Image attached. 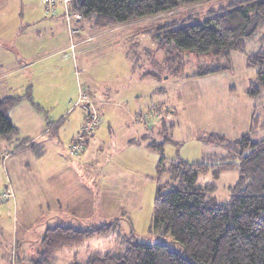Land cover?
<instances>
[{"label": "rangeland", "instance_id": "374dc122", "mask_svg": "<svg viewBox=\"0 0 264 264\" xmlns=\"http://www.w3.org/2000/svg\"><path fill=\"white\" fill-rule=\"evenodd\" d=\"M189 9L105 30L84 31L82 22L74 49L62 9L52 15L41 0H0V99L23 96L30 88L42 108L23 100L11 111L20 125L18 138L0 137V193L8 187L15 192V199L0 203V264L35 259L49 227L84 228L116 218V232L94 236L77 250L65 249L57 264L83 261L93 252H121L130 241H165L184 253L180 243L154 227L156 188L171 182L169 170L158 176L161 154L167 166L177 157L191 163L220 158L226 146L207 138L237 141L249 132L253 102L246 91L256 72L248 67L247 54L257 49L249 43L245 54L232 51V69L205 75L192 76L224 62L185 51L169 63L166 50L142 30ZM72 53L73 58L65 57ZM21 57L29 64L25 68ZM180 67L181 76H173ZM82 94H89L101 123L84 152L72 157L69 148L86 124L85 107L78 104ZM259 113L264 115V108ZM27 115L31 124L25 123ZM28 132L36 133L28 137ZM263 138L261 130L258 139ZM153 144H162L163 152L151 149ZM53 166L58 173H49ZM79 168V183L67 181ZM239 180L237 169L218 174L212 169L196 186L209 188L221 203Z\"/></svg>", "mask_w": 264, "mask_h": 264}, {"label": "trees", "instance_id": "16d2710c", "mask_svg": "<svg viewBox=\"0 0 264 264\" xmlns=\"http://www.w3.org/2000/svg\"><path fill=\"white\" fill-rule=\"evenodd\" d=\"M211 1H72L73 10L83 17V30L87 27L113 29L190 8L185 14L142 31L166 50L169 63L176 62L185 51L196 52L198 58L224 62L221 66L203 68L192 76L232 69V51L245 54L249 43L257 44V49L247 54V65L256 72L255 80L246 91L253 102L249 132L237 141H228L221 135L207 138L208 142L226 146V155L220 158L208 156L204 161L191 163L177 157L167 166L168 159L161 154L158 176L161 178L169 170L171 182H161L156 188L154 227L157 233L169 235L180 243L184 253L174 251L165 241H130L121 252H93L86 260L75 258L70 264H264V138L258 139L260 131L264 130V115L259 113L264 108V0H221L195 8ZM185 66L183 62L181 67ZM181 67L174 68L172 75L180 77ZM143 75L157 76L153 72ZM87 96L89 98V94ZM23 100L42 109L30 88L23 96L1 98L0 137L18 138V128L9 114ZM87 118L86 112V121ZM149 147L163 152L162 144ZM212 169L215 174L234 169L240 172V180L225 202H218L208 192L209 188L196 186L199 176ZM119 223L116 218L84 228L63 224L49 227L41 236L37 257L21 260L27 264H57L59 254L65 249L77 250L94 236L114 233Z\"/></svg>", "mask_w": 264, "mask_h": 264}, {"label": "built area", "instance_id": "2783aa9c", "mask_svg": "<svg viewBox=\"0 0 264 264\" xmlns=\"http://www.w3.org/2000/svg\"><path fill=\"white\" fill-rule=\"evenodd\" d=\"M72 1L73 0H41L45 9L52 15H57L59 9H62L64 11V18L69 28V33L72 39L71 47L75 49L76 43L74 42V37L81 32L80 25L83 22V17L81 13L73 10ZM79 103L84 105L85 110L88 114V118L85 126L82 129L81 135L72 142L69 148L70 155L72 157H76L82 153L87 137L92 133L93 129L98 127L101 123L100 117L93 110L92 103L87 94H82L80 96L78 104ZM11 199H15V194L11 187H8L5 191L0 193V203L8 202Z\"/></svg>", "mask_w": 264, "mask_h": 264}, {"label": "crops", "instance_id": "0c3cea01", "mask_svg": "<svg viewBox=\"0 0 264 264\" xmlns=\"http://www.w3.org/2000/svg\"><path fill=\"white\" fill-rule=\"evenodd\" d=\"M84 31H85V30H84ZM80 38H82V37L80 36ZM83 38H85V36H84ZM83 38H82V39H83ZM79 40H80V39H79ZM65 57H66V58H67V57H72V58H73V57H74V54L72 53V54H70L69 56L66 55ZM23 58H24V57H21L20 61H21ZM23 62H25V60H23ZM20 63H22V61H21ZM22 64H24V63H22ZM25 65H29V64H28V63H25V64H24V68H25ZM90 101H91V100H90ZM24 102H25V101H24ZM19 106H20V105L18 104V105H17L16 107H14L13 109H16V108L19 107ZM13 109H12V110H13ZM30 109H31V108H30ZM12 110H11V111H12ZM11 111H10V114H9V115H10V119L12 120L13 124L18 128V131H19V130H20V125H19L17 122L14 121V119H13V114L11 113ZM28 113H29V115L31 116L30 111L27 112V114H28ZM29 115H27V117L25 118V123H26V124H31V120H30L31 118H30ZM40 130H41V129H39V132H40ZM36 132H37V131H36ZM36 132H35V133H36ZM35 133H32V134H35ZM27 134H28V135H27L28 137L32 136L31 132H28ZM39 134H40V133H39ZM85 152H86V151H85ZM84 154H85V153H84ZM11 157H12V156H10L8 159H10ZM48 170H49V173H51V172L58 173V172H59L58 168H56V167H54V166L48 168ZM78 171H80V172H78V173H77L76 171H74V172H73V171H72V172H69L72 176L70 175V178H68L67 181H70V182H73V181H76V182H77V181H78V183H79V180H77V176L80 177L79 173H81V171H83V169H82V168H79ZM55 199L58 200V201H60V198H59V197H56Z\"/></svg>", "mask_w": 264, "mask_h": 264}]
</instances>
